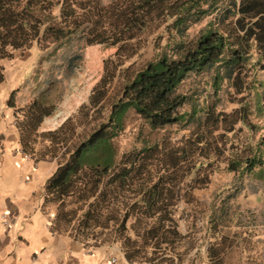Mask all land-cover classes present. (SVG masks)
<instances>
[{
    "label": "trees",
    "instance_id": "1",
    "mask_svg": "<svg viewBox=\"0 0 264 264\" xmlns=\"http://www.w3.org/2000/svg\"><path fill=\"white\" fill-rule=\"evenodd\" d=\"M208 16L212 17L208 27L195 39L173 40L186 36L193 24ZM161 25L173 41L172 53H160L134 73L110 104L105 120L67 150V157L46 181V194L58 204L60 220L66 225L74 221L72 229L77 234L112 226L107 238L109 234L125 237L130 216L135 217L136 224L147 218L156 219L143 234L155 239L156 245L175 234L166 222L172 221L180 196V158L189 157L195 143L186 140L170 151H163L154 143L119 155L115 138L125 127L130 111L151 130L194 120L199 124L202 120H197L200 118L193 94L179 91L191 74L212 70L215 88L226 79L237 92L243 91L245 67L251 63L264 70V0H113L109 4L100 0H0V59L34 42L50 54L73 42L122 49L145 31ZM81 58L78 51L66 57L69 76L77 72ZM3 79L0 65V83ZM102 81L90 96L97 113L105 94ZM49 88L48 85L39 91L35 104L50 105ZM260 88L262 92H255L259 111L264 84ZM186 105L191 106L189 111L182 110ZM212 113V107L207 106L202 122L214 123ZM248 113L249 106L241 104L221 120L228 121L233 116V124L242 122L252 129L255 126L248 120ZM62 129L55 133L63 135ZM201 135L196 134L200 136L198 142ZM61 137L57 141L61 142ZM161 152L165 156L159 160ZM153 160L160 165L159 171H164L155 174V180L151 172ZM228 168L240 174L253 173L264 181V157L258 146L237 153ZM197 180L193 178L188 185ZM70 204L73 207H68ZM129 239L125 238L126 244ZM132 255L126 253L127 257Z\"/></svg>",
    "mask_w": 264,
    "mask_h": 264
},
{
    "label": "rangeland",
    "instance_id": "2",
    "mask_svg": "<svg viewBox=\"0 0 264 264\" xmlns=\"http://www.w3.org/2000/svg\"><path fill=\"white\" fill-rule=\"evenodd\" d=\"M100 1L109 4L113 0ZM211 19L208 16L193 24L186 36L173 40L195 39L208 27ZM172 46L173 41L164 25L145 31L122 49L73 42L63 44L50 54L34 42L30 47L14 50L9 57L0 59L4 73L0 100H4L5 105L17 107L16 120L24 124L30 146L40 149L42 157H55L60 163L67 157V150L105 120L110 104L134 73L160 53L171 54ZM76 51L82 56L80 67L69 76L66 57ZM250 64L245 67L246 88L241 92H237L226 79L215 88V72L212 70L191 74L180 85L179 91L193 94L200 118L197 120H204L209 106L213 109L214 123L200 121L197 124L194 120L151 130L130 111L125 127L115 138L119 155L139 151L154 143L163 151L175 150L186 140L195 143L189 157L180 158V196L174 206L172 221L166 222L175 234L169 235L164 249L152 244L151 251H143L154 261L196 264L195 250L198 247L203 264H264V181L253 173L240 174L228 168L237 153L249 152L250 148L255 150L258 146L264 157V100L259 111L255 95L256 91L262 92L264 70ZM100 80H103L101 86L105 84V94L97 113L90 96L99 87ZM48 85L50 105L35 104L34 98ZM241 104L249 106L248 120L255 126L252 129L242 122L233 124V116L228 121L221 120ZM190 109L191 106L186 105L182 110ZM61 128L63 135L55 133ZM196 134H202L200 142V136ZM59 137L61 142L57 141ZM160 155L159 160L165 153ZM151 162L155 180V174L164 171H159L160 165L155 160ZM196 177L198 180L193 187L188 185ZM133 220L134 216H130L127 221L133 223ZM142 223L154 225L156 219L147 218ZM108 233L98 236L105 238Z\"/></svg>",
    "mask_w": 264,
    "mask_h": 264
},
{
    "label": "crops",
    "instance_id": "3",
    "mask_svg": "<svg viewBox=\"0 0 264 264\" xmlns=\"http://www.w3.org/2000/svg\"><path fill=\"white\" fill-rule=\"evenodd\" d=\"M16 109L0 100V264H165L143 252L154 248L155 239L143 235L151 223L136 224L134 217L126 223L125 237L109 234L108 239L98 235L112 226L96 227L94 235L77 234L74 221L66 225L60 220L58 204L45 189L58 160L42 157L40 149L30 146ZM161 246L167 242L155 247ZM195 251L196 264H203L198 247Z\"/></svg>",
    "mask_w": 264,
    "mask_h": 264
}]
</instances>
